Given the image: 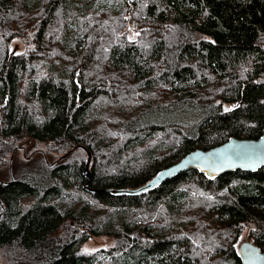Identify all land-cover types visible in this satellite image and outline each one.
Returning a JSON list of instances; mask_svg holds the SVG:
<instances>
[{
	"label": "trees",
	"instance_id": "obj_1",
	"mask_svg": "<svg viewBox=\"0 0 264 264\" xmlns=\"http://www.w3.org/2000/svg\"><path fill=\"white\" fill-rule=\"evenodd\" d=\"M78 3L0 0V259L242 264L244 222L264 250V166L188 169L127 192L191 150L262 133L264 0H132L129 19L127 0L91 1L77 17ZM18 28L32 49L9 56ZM48 52L42 74L32 56ZM25 141L56 158L26 154ZM98 235L113 244L82 250Z\"/></svg>",
	"mask_w": 264,
	"mask_h": 264
},
{
	"label": "water",
	"instance_id": "obj_2",
	"mask_svg": "<svg viewBox=\"0 0 264 264\" xmlns=\"http://www.w3.org/2000/svg\"><path fill=\"white\" fill-rule=\"evenodd\" d=\"M16 48L9 52L15 55ZM90 153L85 163L84 174L89 175ZM264 166V128L257 138L232 136L224 142L207 149L196 148L187 152L178 161L162 168L144 185L128 190L136 193L154 187L167 178L174 177L181 171L196 169L207 178H214L222 173L236 169L256 171ZM242 264H264V250L251 242H244L238 247Z\"/></svg>",
	"mask_w": 264,
	"mask_h": 264
},
{
	"label": "rangeland",
	"instance_id": "obj_3",
	"mask_svg": "<svg viewBox=\"0 0 264 264\" xmlns=\"http://www.w3.org/2000/svg\"><path fill=\"white\" fill-rule=\"evenodd\" d=\"M91 1H96V0H79V3L77 4L76 9L74 11V13L76 14L77 17L82 16L84 13H86V12H82L81 8L83 5L85 7L87 5H89L91 3ZM127 1H128V7L125 11V14H126L125 17L127 19H129V18H131L134 7L131 3L132 0H127ZM90 7L93 8L92 5ZM12 19H14V17ZM16 22L17 21H14L12 23V25H11V23H9V24L13 27ZM136 28H137V26L134 24H131V23H128L126 25V27H125L126 36L129 39L137 38L138 34L136 32ZM72 29L73 28H69L68 31L71 32ZM9 30L10 29H5L2 31V33L6 34ZM15 30H17V31L13 32V29H11L10 39H9V43H8V52H10L13 48H16L15 55L26 52V51L29 52L32 49V44L29 42V39L27 36L31 34V31L27 30L25 28H18ZM66 50H69L71 52V54H73V53L77 54V52L73 51L72 48L70 49L69 47H67ZM53 55H54L53 53L48 52V53H42L41 56L40 55H37L36 57L32 56V58H35L34 60L38 64L37 68L40 70V72H42V74H45L47 72L48 65L53 63ZM72 60L74 61L75 59L72 58ZM59 61L63 62V63L66 62V61L62 60L61 55H57L56 63L58 65L55 64L56 67H58V66L62 67V65H59ZM82 65H83V63H81L78 67L81 68V67H83ZM66 66H68V65H66ZM102 75H103V73L95 72V76H97V77H100ZM231 106L232 105H230L228 103L224 105L225 108H229ZM20 144L25 145L23 147L27 148L26 154H29L30 152L42 151V152H44V154H46L48 159H55L57 156L56 154L52 155L50 153V151L48 150L47 146L43 143H40V142L33 141L31 143H27V141H25L23 143H20V142L16 143L15 145L17 147ZM24 155H25V153H24ZM24 155H23V151L19 150L16 154V157H14L13 160H16V159L21 160ZM252 228H254V225L251 222H244L241 225L242 231H241L238 239L235 242L237 249L244 242H251V243L255 244L254 239L250 236V232H251ZM113 241L114 240L112 237L105 236V235L91 236L83 243L82 250H84V251H95V250L100 249V248L109 247L111 244H113ZM0 262H1V264H6L3 260H1Z\"/></svg>",
	"mask_w": 264,
	"mask_h": 264
},
{
	"label": "snow or ice",
	"instance_id": "obj_4",
	"mask_svg": "<svg viewBox=\"0 0 264 264\" xmlns=\"http://www.w3.org/2000/svg\"><path fill=\"white\" fill-rule=\"evenodd\" d=\"M229 109H226V111H228Z\"/></svg>",
	"mask_w": 264,
	"mask_h": 264
}]
</instances>
